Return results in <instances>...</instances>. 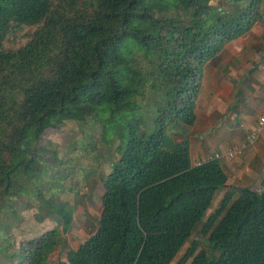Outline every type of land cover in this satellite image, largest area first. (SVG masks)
<instances>
[{
	"label": "trees",
	"instance_id": "trees-1",
	"mask_svg": "<svg viewBox=\"0 0 264 264\" xmlns=\"http://www.w3.org/2000/svg\"><path fill=\"white\" fill-rule=\"evenodd\" d=\"M262 5L0 0V211L15 213L12 201L32 194L62 223L8 253L1 220L0 254L11 264H46L54 255L55 264H264V183L260 190L227 186L219 159L195 166L187 141L206 63L264 22ZM149 98L151 109L143 105ZM136 113L140 123H129ZM97 117L105 143L112 144L110 133L119 140L117 156L100 179L95 228L62 259L72 214L67 202L41 192L56 164L39 142L48 129ZM120 118L128 121L121 134ZM141 126L148 129L138 136ZM52 185L64 188L56 179ZM202 240L206 250H198Z\"/></svg>",
	"mask_w": 264,
	"mask_h": 264
},
{
	"label": "rangeland",
	"instance_id": "rangeland-1",
	"mask_svg": "<svg viewBox=\"0 0 264 264\" xmlns=\"http://www.w3.org/2000/svg\"><path fill=\"white\" fill-rule=\"evenodd\" d=\"M211 4L213 6H223L224 0H211ZM262 8L264 14L263 5ZM249 29L252 31L250 34L260 35L264 30V22L258 21L252 24ZM261 29L263 30L261 31ZM13 38L16 41L21 40V38H24V32ZM233 44L235 43L233 42ZM261 45L259 43V49L263 50L264 46ZM239 97H241V93ZM241 100L244 102L247 98L244 97ZM143 105L151 109L156 104L149 98L144 101ZM97 118L98 120H89L82 125L67 121L58 129L46 130L39 142L40 145L48 149L47 161L56 164L51 168L52 172L42 180L41 192H43L45 198L55 196L60 201L67 202L72 214L70 231L65 235V244L62 246L64 250L59 255V258L62 259L68 249H76L95 228V222L101 213L100 197L103 190L100 179L110 171V164L117 156L114 150L119 140L110 133L108 139L111 138L112 144L107 145L102 138V129L100 123H98L100 118ZM141 118L142 113H136L130 117L129 123L136 124ZM126 122L128 121L122 118L114 121L116 127L120 128L119 134L126 131V127H124ZM227 125L232 126L234 123L228 122ZM237 125H239L238 122ZM147 129L148 126H141L138 136ZM62 162L63 164L59 165ZM55 179L58 185L64 188L53 187L52 182ZM223 192L221 190L215 194L212 207L205 214L203 221L216 208ZM12 202L13 212L15 213H12V210L7 211L5 209L0 211V221L6 220L8 223L7 231L3 233V239L7 238L9 240V242L3 243V246H9L7 248L8 253L16 250L21 242L51 230H61L62 223L56 215H49L45 211L39 210L38 203L32 194L30 197H21ZM198 238L199 234L196 231L191 239ZM188 246L189 243L183 247L178 257L184 253ZM199 249H207L205 240L201 241ZM56 257L55 255L50 257L46 264H55ZM0 264H11V261L0 254ZM172 264H175V262Z\"/></svg>",
	"mask_w": 264,
	"mask_h": 264
},
{
	"label": "crops",
	"instance_id": "crops-1",
	"mask_svg": "<svg viewBox=\"0 0 264 264\" xmlns=\"http://www.w3.org/2000/svg\"><path fill=\"white\" fill-rule=\"evenodd\" d=\"M250 33L251 29L226 43L206 63L196 99V123L187 135L193 164L215 153L226 154L245 141L264 110V47L259 49V43L264 46V30L257 36ZM244 97L247 100L242 102ZM218 161L228 173L227 186L260 190L264 183V131L239 158Z\"/></svg>",
	"mask_w": 264,
	"mask_h": 264
},
{
	"label": "built area",
	"instance_id": "built-area-1",
	"mask_svg": "<svg viewBox=\"0 0 264 264\" xmlns=\"http://www.w3.org/2000/svg\"><path fill=\"white\" fill-rule=\"evenodd\" d=\"M263 131H264V110L262 114L258 117L254 130H252V132L247 135L245 141L240 143L238 146L231 148L226 154L215 153L213 158L215 159L226 158L228 160H235L236 158H239L244 154L247 148L255 144V142L258 140L260 134ZM200 164L201 162L199 161L194 162L195 166H198Z\"/></svg>",
	"mask_w": 264,
	"mask_h": 264
}]
</instances>
